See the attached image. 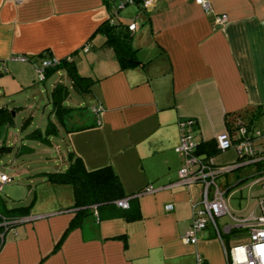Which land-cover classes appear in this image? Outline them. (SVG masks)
Returning a JSON list of instances; mask_svg holds the SVG:
<instances>
[{
  "label": "crops",
  "instance_id": "0c3cea01",
  "mask_svg": "<svg viewBox=\"0 0 264 264\" xmlns=\"http://www.w3.org/2000/svg\"><path fill=\"white\" fill-rule=\"evenodd\" d=\"M209 1L215 12L226 14L224 23L214 25L213 13L204 12L194 0H154L152 5L132 0L116 12L119 0H0V106L13 115L12 122L0 126V154L14 151V155L30 160L36 155L37 159L34 168L25 170L30 173L23 182L25 195H0V207L1 203L11 207L33 200L30 209L20 213L27 219L7 230L0 264H193L196 252L205 257L206 264H227L209 225L195 242L182 240L192 222L191 201L199 197L201 184H174L184 161L175 148L180 142L178 121L194 118L191 133L197 142L227 129L225 117L245 116L258 106L263 114L253 120L254 128L263 125L264 0ZM108 17L136 22L130 41L140 63L134 67L119 69L113 48L103 45V34L92 35ZM42 53L59 59L72 54L78 71L95 81L80 91L72 86L64 68L41 78L37 67L45 58ZM56 81L67 86L65 104L72 89L80 94V100L74 98L77 106L84 99L89 111L99 108L100 120L76 130L61 127L51 104L50 91ZM39 91H48L45 103L51 108L33 129L44 130L51 121L57 129L45 142L28 129L35 122L33 112L27 113L31 120L26 125L27 114L20 124L14 119L30 106V95ZM42 120H46L44 125ZM23 138L43 145L26 144ZM254 145L264 153V136ZM233 150L228 158L235 159L228 163L237 159ZM68 153L79 155L89 170L111 165L125 194L135 195L140 216L99 217L93 205L92 214L82 215L79 224L68 229L77 209L72 206L73 190L69 184H52L42 175L50 164L64 170ZM197 155L206 157L205 152ZM254 171L248 162L217 176V182L227 193ZM37 175L41 180L37 181ZM36 181L37 187H32ZM147 184L154 190L143 192ZM169 202L173 206L166 209ZM226 222L232 219L218 224ZM227 238L228 245L237 239Z\"/></svg>",
  "mask_w": 264,
  "mask_h": 264
},
{
  "label": "built area",
  "instance_id": "2783aa9c",
  "mask_svg": "<svg viewBox=\"0 0 264 264\" xmlns=\"http://www.w3.org/2000/svg\"><path fill=\"white\" fill-rule=\"evenodd\" d=\"M21 1V0H15ZM131 2L132 0H125ZM145 5H152L154 0H141ZM204 10V12L213 13L212 22L214 25L222 24L227 20V16L222 12H215L209 0H194ZM124 6L123 1L117 3V7ZM131 31L136 27V22L132 20L127 26ZM18 59H28L26 55H16ZM59 58L48 56L43 58L37 69L38 74L42 78L45 73V67L59 63ZM97 114L99 108L93 107ZM97 121L100 120L98 116ZM263 125L259 128H249L247 123L239 119L236 120V128L233 134L227 130H223L216 136V146L223 150L224 148L234 147L237 150V159L233 163L224 164V166L214 164L211 157H198L193 150L195 149V141L192 135L191 117H185L178 121L180 142L175 147L183 156V164L178 169V178L175 183H183L188 185L189 182H199L201 184L197 199L191 201L192 217L190 226L184 231L182 240L186 243L195 242L200 232L206 227H212L213 231L222 245L224 256L227 264H264V192L259 196L256 208L251 209L247 214H235L230 211L225 199V189L217 182V176L224 172H230L238 166L246 165L248 162L264 158V153H259L254 145L256 139L264 136V118ZM260 167L255 176L254 181H250L249 185L256 182H262L264 185V164ZM11 177L5 171L0 170V190L2 184L10 181ZM154 190V186L147 184L143 188V192ZM119 206H128V196L116 199ZM173 204L166 203L164 207L171 209ZM258 211V212H256ZM228 215L232 222L220 226L216 218L222 215ZM27 216L3 215L0 213V246L3 243L4 236L8 229H14V225L19 221L26 220ZM238 231L237 239H242L236 243L226 244L224 233L231 230ZM193 264H206L205 257L201 253L196 252Z\"/></svg>",
  "mask_w": 264,
  "mask_h": 264
},
{
  "label": "trees",
  "instance_id": "16d2710c",
  "mask_svg": "<svg viewBox=\"0 0 264 264\" xmlns=\"http://www.w3.org/2000/svg\"><path fill=\"white\" fill-rule=\"evenodd\" d=\"M119 1H123L124 5L128 2L125 0ZM133 1L142 2L141 0ZM119 8L116 5L114 12H116V10H119ZM127 26L128 23L123 22L122 20L117 21L114 20V18L108 17L96 26L95 31L92 34L94 35L97 32L103 34V45L111 46L113 48L114 54L116 55L117 66L119 69L134 67V65L140 63L135 53L136 48L132 46L130 41L131 30ZM76 50L77 49L73 50L72 53H75ZM43 56L47 58L51 55L49 53H44ZM59 60V63L44 68V76L46 74H49V72L55 71L59 68H64L67 75L69 76V80L72 81V86H75L80 91H85L86 89H88L89 84L95 81V79L90 75H84L78 71L72 54L65 55ZM50 93L54 115L55 117H57L59 125L64 129L76 130L88 127L89 125H93L95 122H97L98 117L93 107L90 109V111L92 112L94 119L91 120L89 118L86 121L85 118L87 117V114L90 113L89 108H86V106L72 107L63 102L64 98L68 95L69 92H67L66 84H64L62 81H56ZM79 113L81 115H79ZM261 114H263V109L258 106L255 107V109L250 110V112L246 111L245 116L235 113L233 117H225V122L227 124V129L225 130L233 134L234 129L237 126L236 120L239 119L243 121V117L246 116L248 117V119L244 121V123H247V126L252 129L255 125L253 120L257 119ZM12 117V111L7 107L1 105L0 126L5 122H12ZM30 117L31 115L27 114L23 118V125H26L27 122L31 120ZM77 118L79 122H75V119ZM192 119V126L195 127L196 121L194 120V118ZM56 131V126L51 121L47 123L44 130L32 129L31 133L33 137L41 139L43 142H45L48 140V137ZM219 150L221 149L216 146L215 136L214 138L199 140L198 142L195 141V149L193 150V153L197 155V153L199 152H205L206 157H211L219 152ZM68 159V166L64 170L42 172L43 177L50 183L62 185L69 184L73 190L72 206L77 209L75 211V215L72 217L68 224V229L74 227L75 225H78L82 215H85L86 213L90 214L93 205L97 206V213H99V217L106 215L109 216L123 214L127 219H130L140 216L138 201L135 198V195L129 194L127 207L119 206L116 203L117 198L127 197L128 194H125L119 175H117L116 171L111 165L106 164L102 165V167L92 168L89 170L85 167L82 158L79 155L75 156L72 153H68ZM263 163L264 158L252 162L255 171L250 173V175L257 174L260 170V167H263ZM226 173L227 172H224L221 175H225ZM32 202L33 200H31L27 205L20 204L18 206L11 207H8L7 205L5 206L3 205L4 203H1L2 207H0V213L3 215H18L20 213L27 212L30 209ZM103 207L104 211L102 210L103 212H101L100 210L103 209ZM232 233H234L233 229L231 230V232L225 234L224 236Z\"/></svg>",
  "mask_w": 264,
  "mask_h": 264
},
{
  "label": "rangeland",
  "instance_id": "374dc122",
  "mask_svg": "<svg viewBox=\"0 0 264 264\" xmlns=\"http://www.w3.org/2000/svg\"><path fill=\"white\" fill-rule=\"evenodd\" d=\"M41 86L43 87L44 84L41 83ZM48 86V85H47ZM34 95H30V99H29V103L30 106L28 105L26 108V111H21L16 113V115L14 116V119L17 121L18 124L21 123V118L23 116H25L29 111L33 112V118L35 120V122H33L28 129H33L34 127L38 126L40 121H39V117L42 116L43 118L46 119V115L48 114L50 107H48V104H46L45 102H47V94L48 91H39L37 93H33ZM34 96V99H33ZM74 98H77L78 100H80V94L76 91H73L72 89H70V96H69V100L67 101L66 104H69L73 107L77 106L78 104L76 103V101L74 102ZM47 100V101H46ZM83 102L81 103V106H87L85 105L84 99H82ZM34 103H33V102ZM44 107H47L46 112H42V109ZM91 114L88 113L87 117L85 118L86 121L90 118L91 119ZM39 121V122H38ZM258 121L260 122L261 120L258 119ZM75 122H79L78 118L75 119ZM46 123V120H42V124L44 125ZM24 134L17 136L16 138H20L21 136H23ZM22 140H24V143H28L31 145H43L42 142H37V140L34 139H28L27 142L25 141V139L23 138ZM21 140V141H22ZM17 145H20V143L18 141H16ZM45 144V143H44ZM37 146V147H38ZM15 147V150H16ZM236 150V148H233ZM231 147L230 148H224L223 150H219V152H217L213 157L217 160V163L219 164H224V163H228L231 162L235 159V157H233L234 159H229L228 157L234 154V150ZM14 152V151H13ZM12 153H8L6 151H4L3 153L0 154V169H2L3 171H5L6 173H8L10 176H12L11 181L9 182H5L2 184V189L0 190V195L4 196V197H8V195H15V196H23L25 195V184L23 183L24 181H28L30 173H26L25 170H28L29 167L34 168L37 164V159H36V155L32 156L33 159L30 160L28 159L29 157L27 156H21V155H14ZM55 155H57V153H53ZM236 155V153H235ZM234 155V156H235ZM11 163L13 164V167L11 166ZM29 166V167H28ZM49 168H47L46 170L48 171H53L55 170V166H52L51 164L48 165ZM31 174H34L33 172ZM35 175V174H34ZM41 176L37 175L35 176V178L38 180L40 179ZM256 179L255 176H250L248 175L247 178L245 180L240 181L239 183H237V185L229 188V190L227 191V193H225V199L227 202V206L229 207L230 211H234L235 214H247V212H250L251 209H254L256 206V203L258 201V198L260 195H262V193L264 192V185L262 182H256L252 185L249 186V182L250 181H254ZM220 180V179H219ZM36 183H32V187H37V182ZM19 200H16L15 203H17ZM258 212V211H256ZM218 223L222 224L224 221L226 220H231L229 219V217H217ZM233 236H237L229 234L227 240L229 241L230 239H232ZM245 237H243L242 239H234L232 240L230 243H236L239 242L241 240H244Z\"/></svg>",
  "mask_w": 264,
  "mask_h": 264
}]
</instances>
